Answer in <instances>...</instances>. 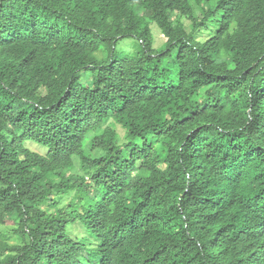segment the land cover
Here are the masks:
<instances>
[{"label": "trees", "instance_id": "16d2710c", "mask_svg": "<svg viewBox=\"0 0 264 264\" xmlns=\"http://www.w3.org/2000/svg\"><path fill=\"white\" fill-rule=\"evenodd\" d=\"M0 264H264V0H0Z\"/></svg>", "mask_w": 264, "mask_h": 264}, {"label": "rangeland", "instance_id": "374dc122", "mask_svg": "<svg viewBox=\"0 0 264 264\" xmlns=\"http://www.w3.org/2000/svg\"><path fill=\"white\" fill-rule=\"evenodd\" d=\"M150 31H151V35L153 38V47L160 51L164 46H165V40L161 35L160 30L158 29V27L155 24H151L150 25ZM139 49V45L138 42L134 39V38H125L123 40H121L117 46H116V53L118 55H132L134 54L137 50ZM96 58L102 60L105 58L106 54L105 52H103L102 50H100L99 52H97L95 54ZM27 146L33 150L36 151L38 153H44V150L46 151V149L42 146H39L37 144H27ZM75 226L71 225L68 228V231L73 232L74 235H82V229L81 227H77L74 230ZM74 230V231H73Z\"/></svg>", "mask_w": 264, "mask_h": 264}]
</instances>
